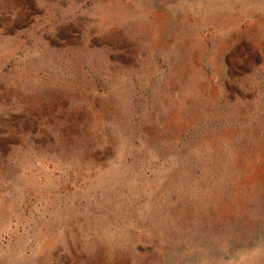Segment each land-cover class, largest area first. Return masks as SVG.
Returning a JSON list of instances; mask_svg holds the SVG:
<instances>
[{
    "label": "rangeland",
    "instance_id": "rangeland-1",
    "mask_svg": "<svg viewBox=\"0 0 264 264\" xmlns=\"http://www.w3.org/2000/svg\"><path fill=\"white\" fill-rule=\"evenodd\" d=\"M0 264H264V0H0Z\"/></svg>",
    "mask_w": 264,
    "mask_h": 264
}]
</instances>
